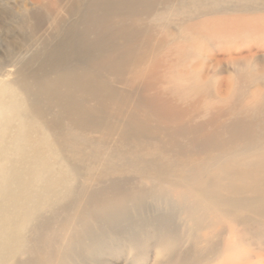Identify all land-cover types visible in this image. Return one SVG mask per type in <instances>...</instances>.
I'll return each instance as SVG.
<instances>
[{
	"label": "bare ground",
	"instance_id": "bare-ground-1",
	"mask_svg": "<svg viewBox=\"0 0 264 264\" xmlns=\"http://www.w3.org/2000/svg\"><path fill=\"white\" fill-rule=\"evenodd\" d=\"M41 2L55 34L0 66V264H74L116 232L157 264H264V92L195 61L264 34V0Z\"/></svg>",
	"mask_w": 264,
	"mask_h": 264
},
{
	"label": "rangeland",
	"instance_id": "rangeland-1",
	"mask_svg": "<svg viewBox=\"0 0 264 264\" xmlns=\"http://www.w3.org/2000/svg\"><path fill=\"white\" fill-rule=\"evenodd\" d=\"M41 1L0 0V66L6 65L5 67L10 70L7 79H15L20 62L30 57L37 48L41 47L44 42L51 40L50 38L55 34L53 22L55 14L49 15L41 5L45 1ZM62 7H65V3H62ZM64 13V10L61 11V15L70 21L71 18ZM203 44L204 50L195 60L201 61V64L198 65L199 73L208 75L209 79H216V87L219 86L218 83L221 84L225 96H230L235 89L239 88L242 77L249 74L255 76L256 80L247 87L249 95L264 92V34H257V32L252 34L243 27L211 36V41ZM250 49L255 53V56L248 61L236 60L231 62L227 60L230 56L250 54ZM230 51V55H227L226 52ZM208 53L214 54L212 60L210 59L212 55L209 57L207 56ZM219 59H223V61L218 63ZM201 65L204 66L200 68ZM189 227L194 228V223L190 222ZM116 234L118 236H115ZM116 234L106 236L101 231L97 232L96 236L99 238L102 236L104 238L105 236L109 237L107 243L111 245L100 247L93 253L91 251L81 255L79 253L80 257H76V263L101 264L102 261V264H157V249H154L155 247L147 248L145 249L146 253H141L136 252V248L133 249L131 246L132 241L139 239L148 242L150 245L151 239L148 236L145 234L137 236L131 232L124 234L116 232ZM28 236L31 237V233H28ZM92 238L91 236H84L83 241L85 244H90ZM186 246L187 244H185Z\"/></svg>",
	"mask_w": 264,
	"mask_h": 264
}]
</instances>
